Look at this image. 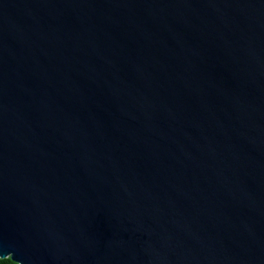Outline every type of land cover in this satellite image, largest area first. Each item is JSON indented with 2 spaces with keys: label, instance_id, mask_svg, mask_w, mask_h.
Segmentation results:
<instances>
[{
  "label": "water",
  "instance_id": "1",
  "mask_svg": "<svg viewBox=\"0 0 264 264\" xmlns=\"http://www.w3.org/2000/svg\"><path fill=\"white\" fill-rule=\"evenodd\" d=\"M264 264V0H0V258Z\"/></svg>",
  "mask_w": 264,
  "mask_h": 264
},
{
  "label": "trees",
  "instance_id": "2",
  "mask_svg": "<svg viewBox=\"0 0 264 264\" xmlns=\"http://www.w3.org/2000/svg\"><path fill=\"white\" fill-rule=\"evenodd\" d=\"M0 264H18L16 261L12 260L9 256L0 258Z\"/></svg>",
  "mask_w": 264,
  "mask_h": 264
}]
</instances>
